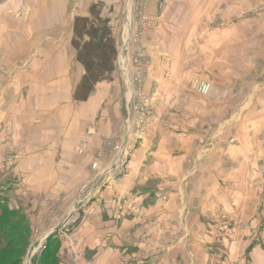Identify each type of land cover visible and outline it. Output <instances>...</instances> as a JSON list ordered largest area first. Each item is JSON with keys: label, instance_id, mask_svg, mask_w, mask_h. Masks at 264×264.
<instances>
[{"label": "rangeland", "instance_id": "374dc122", "mask_svg": "<svg viewBox=\"0 0 264 264\" xmlns=\"http://www.w3.org/2000/svg\"><path fill=\"white\" fill-rule=\"evenodd\" d=\"M118 1L123 124L93 141V126L82 140L68 116L59 123L61 99L49 78L20 74L14 52L29 44L32 27L56 25L57 11L65 8L64 21L74 25L80 12L106 1L0 0V264H249L254 247L264 264V111L245 124L196 126L203 131L180 121L199 109L192 96L211 95L200 91L210 84L205 78L189 76L207 63L206 45L190 41L193 0H149L153 28L131 50L142 73L124 59L146 96H135L145 113L128 125L130 94L117 61L128 24H138L126 0ZM257 11L264 16V5ZM197 31L201 43L206 30ZM159 36L166 59L156 62L151 40ZM156 64L170 71L169 84L152 81Z\"/></svg>", "mask_w": 264, "mask_h": 264}, {"label": "crops", "instance_id": "0c3cea01", "mask_svg": "<svg viewBox=\"0 0 264 264\" xmlns=\"http://www.w3.org/2000/svg\"><path fill=\"white\" fill-rule=\"evenodd\" d=\"M105 1L98 11L80 12L74 25L64 21L65 8L64 11H57L59 15L55 16L56 25L32 27L29 32V44L25 47L17 45L19 47L15 48L14 52L15 60L23 62L20 74L23 72L30 76L49 78L47 80L52 84L50 91L58 100L61 99L60 106H56V109H59V113L56 112L57 117H60L59 123L66 124L63 117L68 116V124L72 122L78 126L77 132L82 133V140L86 137L84 132L87 125L93 126L95 136L90 140L95 141V138L101 135L120 129L123 124L124 81L116 65L123 17L118 11V0ZM261 5H264V0H193L190 4L189 25L193 30L190 41L195 39L196 46L206 45L207 63L201 69L198 67L199 71L190 70L189 76L194 74V78H205L212 85L208 98L192 96L197 103L195 106L199 109H210L211 115L205 112L201 116L197 109L196 113L191 110L190 113L194 115L188 118L179 117L180 121L193 122L194 130L205 129L197 128L199 124H243L256 113L259 117L262 116L264 16L257 11ZM180 9V6L174 7L173 13L180 12ZM164 10L165 7L162 12ZM173 19L180 22L181 16H174ZM199 28L206 30L201 43H198ZM155 39L154 37L151 40V44L152 47L156 45L157 52H154L155 49L153 52L157 55H152L157 57L154 56L156 62H160L166 57L160 48V36ZM181 43L182 40L177 44ZM193 55L198 57L197 54L192 53V57ZM38 61L45 62L42 68H35ZM156 65L151 73L152 81L169 84L170 71L165 67L160 69V65ZM191 68L193 69H189ZM217 70L218 72H215ZM181 81L176 84L174 90L178 96L184 90ZM193 103L192 99L188 100L190 108ZM160 126L159 123L155 126L156 137L161 134ZM179 132L182 135L183 131ZM227 132L229 134L228 129L222 130L218 140L222 141ZM172 137L176 135L173 134ZM257 253L258 249L254 247L251 254L253 260L249 264H259Z\"/></svg>", "mask_w": 264, "mask_h": 264}, {"label": "built area", "instance_id": "2783aa9c", "mask_svg": "<svg viewBox=\"0 0 264 264\" xmlns=\"http://www.w3.org/2000/svg\"><path fill=\"white\" fill-rule=\"evenodd\" d=\"M126 2L128 3V5H130L127 6L128 11L133 10L135 13L136 24H138V26L137 30H134V24L130 21V23L128 22L129 24L127 26V35L123 40V46L118 56L117 62L119 69L122 71V73L126 76L127 79L126 89L128 91V94H130V97L128 96L127 99V108L129 114L127 123L128 125H131L135 118V114L145 113V105H139L138 101L136 102L135 96L139 94L142 99L146 101V96L141 91L142 79L135 75L136 68H138V71L142 73V65L139 61L140 59L138 60V58H134L132 56V45L140 43L144 39L146 32H149V30L153 28V25L151 24L152 20H150V18L148 19L145 15L147 12V2H150L149 0H126ZM124 59H126V61L128 59V61L133 62L132 66L135 67V70L133 72L126 68V61H124ZM211 88V84L202 83L200 91L201 93H203L204 96H208L211 92ZM142 117L145 116L142 115Z\"/></svg>", "mask_w": 264, "mask_h": 264}, {"label": "trees", "instance_id": "16d2710c", "mask_svg": "<svg viewBox=\"0 0 264 264\" xmlns=\"http://www.w3.org/2000/svg\"><path fill=\"white\" fill-rule=\"evenodd\" d=\"M49 247V246H48ZM48 249V248H47ZM47 255H48V253H47Z\"/></svg>", "mask_w": 264, "mask_h": 264}]
</instances>
